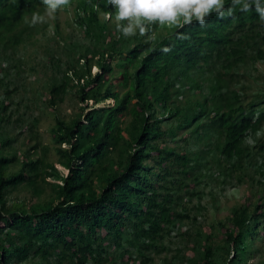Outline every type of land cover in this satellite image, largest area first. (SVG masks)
Wrapping results in <instances>:
<instances>
[{"label": "trees", "instance_id": "16d2710c", "mask_svg": "<svg viewBox=\"0 0 264 264\" xmlns=\"http://www.w3.org/2000/svg\"><path fill=\"white\" fill-rule=\"evenodd\" d=\"M105 4L71 0L61 9L74 13L87 40L71 48L55 22L70 58L63 66L52 56L61 78L49 77L47 101L57 113V160L68 172L48 159V147L34 153L40 141L20 154L16 138L0 135V264H155L163 253L165 264H253L264 242V135L256 136L264 129V20L253 6L235 19L213 14L203 27L155 26L150 41L124 38L104 20L114 11ZM41 8V0H0V48L27 43ZM15 90L0 99V132L27 121L14 116L22 103L8 100ZM69 92L77 108L67 121L57 110ZM30 122L37 138L38 121ZM202 184L258 191L232 207L216 235L200 221ZM20 189L32 199H11ZM172 235L186 241L169 257Z\"/></svg>", "mask_w": 264, "mask_h": 264}, {"label": "rangeland", "instance_id": "374dc122", "mask_svg": "<svg viewBox=\"0 0 264 264\" xmlns=\"http://www.w3.org/2000/svg\"><path fill=\"white\" fill-rule=\"evenodd\" d=\"M43 11L44 8H41L40 12L43 13ZM55 22L59 23L60 31L66 38V41L69 42L68 46L70 48L73 43L82 44L87 41L82 31L74 23V13L72 11L67 12L60 10L54 20H50L45 24L35 25L37 28L34 30V34L30 36L31 38L27 37L28 42L22 44L17 50H3L0 48L3 57L0 60V99L4 96H8L5 90L8 88L10 90L15 88V92L9 96L8 100L14 101L13 107H16L18 101H22L20 110L14 112V116L17 117L24 114L27 120L26 122H20L18 126L15 124L7 125L5 130L0 132V135L7 137L9 133L12 137L16 138L12 146L18 149L20 154L25 152V150L31 145H34L37 141H40L42 147L38 150H33L34 153L40 156L43 154L42 148L44 146L48 147V159L54 161L60 170H64V173H67L68 170L57 160L58 154L52 136V127L56 124L55 115L57 113L53 107H50L47 101L50 97L48 91L50 88L49 77L56 75L61 78L57 75L58 67L53 62L52 56L56 55L61 59L60 63L63 66L64 62H67L70 58V50L67 49L55 35ZM111 24H114V21L111 22ZM258 66V70L264 71V63H259ZM98 70V66L94 65L92 68L93 73ZM251 72L256 73V70H251ZM259 86L260 85L257 84L256 87L258 88ZM110 102L113 104L114 100L111 99ZM26 105H29L30 108L27 109ZM76 108L77 99L73 96L72 92H69L66 102L60 105L57 111L63 119L69 121ZM31 119L38 121V124L35 122L34 126L39 133L37 138H35V134L30 133L32 126H30L28 122H30ZM49 180L54 181L52 178H49ZM47 189V194L44 196H48L51 192L49 187H47ZM201 189L205 191L201 203L207 208L204 212L205 218H201L200 221H202V224L205 223V230L209 229V225H213L216 235H218L217 233H219L220 230L218 228V222L225 220L229 216L232 207L242 203L246 195H252V192L258 191L256 187H251L248 184H242L237 187L227 186L225 190L221 189V185L215 184L213 188H211V186L207 187L205 184H202ZM13 198L32 199L31 193L27 189H20L14 192L11 199ZM198 200V198H194L193 204H197ZM184 226L185 228L188 226L191 229L195 227V225H191L188 222H185L183 224V227ZM185 228H181V232L185 231ZM167 240L169 243L167 245L173 249L169 252V257L177 253L176 250H174L175 248H183L186 241V239L174 235L167 238ZM182 253L190 256L195 252L188 248H184ZM164 255L165 253H163L162 256H156L155 264H165L163 260ZM260 259H264V242L261 246V252L257 256L252 257L251 262L253 264H260ZM121 264L125 263L121 262Z\"/></svg>", "mask_w": 264, "mask_h": 264}, {"label": "clouds", "instance_id": "9594fccd", "mask_svg": "<svg viewBox=\"0 0 264 264\" xmlns=\"http://www.w3.org/2000/svg\"><path fill=\"white\" fill-rule=\"evenodd\" d=\"M41 4L44 11L32 13L31 26L54 20L57 12L69 6L71 0H41ZM105 5H111L114 11H104L102 13L104 20L114 21L116 30L124 38L139 34L142 37L147 36L150 41L156 39L155 26L182 29L195 22L203 27L213 14L219 19H224L226 16L235 19L234 13L237 9L241 13H249L253 11V6L260 19L264 20V0H231L230 6L227 7L226 0H106ZM94 7L100 8L99 4ZM178 37L186 38L182 33H179ZM162 51L167 53L171 48L164 47ZM111 99L106 103L111 104ZM89 103L93 105L94 101L90 100ZM104 104L101 102L98 106ZM261 135H264V129L256 133L257 137ZM245 139L249 144L255 143L251 137Z\"/></svg>", "mask_w": 264, "mask_h": 264}]
</instances>
